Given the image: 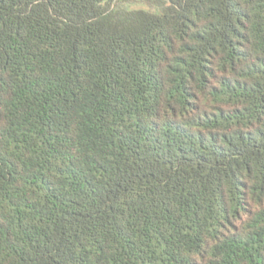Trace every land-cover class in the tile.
Masks as SVG:
<instances>
[{"label":"trees","instance_id":"16d2710c","mask_svg":"<svg viewBox=\"0 0 264 264\" xmlns=\"http://www.w3.org/2000/svg\"><path fill=\"white\" fill-rule=\"evenodd\" d=\"M0 264H264V0H0Z\"/></svg>","mask_w":264,"mask_h":264}]
</instances>
